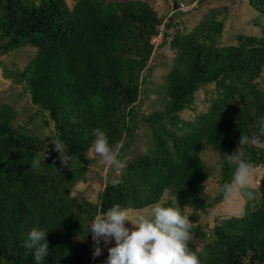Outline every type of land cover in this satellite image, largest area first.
Masks as SVG:
<instances>
[{
	"label": "trees",
	"instance_id": "16d2710c",
	"mask_svg": "<svg viewBox=\"0 0 264 264\" xmlns=\"http://www.w3.org/2000/svg\"><path fill=\"white\" fill-rule=\"evenodd\" d=\"M208 1L199 0L191 11ZM247 4L260 26L264 0ZM189 12L172 10L165 20L143 0H76L72 7L66 0H0V56L25 46L37 49L22 71H8L1 61L0 68L5 77L24 84L31 103L47 113L44 122L54 129L46 138L18 129L15 111L0 106V264H36L33 250L23 246L32 228L47 233L48 255L41 264H92L83 242L92 240L88 226L97 214L117 204L143 209L166 194V204L177 200L192 209L188 247L200 264H264V177L257 190L247 189L252 199L243 196L242 217L220 219L210 231L200 219L211 206L204 193L210 176L205 149L220 157L222 187L234 170L226 155L236 151L240 134L259 136L264 26L257 35L239 34L235 43L222 44L225 23L214 9L191 32L176 30L171 36L179 15ZM160 35L161 47L171 36L175 57L161 86L163 108L144 116L140 107ZM211 86L206 110L183 120V112L195 110L198 92L208 97ZM140 123L150 129L152 146L127 160ZM95 129L105 132L110 145L123 143V169L116 176L110 168L98 202L92 203L71 192L94 164L89 152ZM56 138L76 158L74 167L61 166L51 143ZM259 139L264 142V136ZM240 150L255 168L263 164L264 148ZM223 201L222 193L214 199ZM196 239L205 246L199 248Z\"/></svg>",
	"mask_w": 264,
	"mask_h": 264
},
{
	"label": "rangeland",
	"instance_id": "374dc122",
	"mask_svg": "<svg viewBox=\"0 0 264 264\" xmlns=\"http://www.w3.org/2000/svg\"><path fill=\"white\" fill-rule=\"evenodd\" d=\"M76 0H66L67 4L72 7ZM110 1H128V0H110ZM150 4V6L157 12L160 18L168 20L171 11L174 10L175 3H180L182 0H143ZM227 9L226 11L224 9ZM218 10L217 15L220 20L225 23L222 33V44H233L236 41V36L239 34L254 35L259 34L264 26V19L261 21L260 26L256 27L257 12L247 4V0H209L206 5L197 11H190L188 15H179L178 25L176 29H171L169 34L175 33L176 30L191 32L197 24L210 12ZM169 36L167 44L161 47L162 37L158 38L155 42L156 47L154 53V59L152 63L155 64V68L151 71L150 78L147 84V94L140 107V113L147 116L157 110L163 108L162 98L163 93L161 86L165 82L169 69L173 63L175 53L170 49L168 42L172 39ZM37 54V49L32 46H25L18 50H15L7 55L0 56V61L4 63V66L8 71L20 72L23 68L33 59ZM264 77V76H263ZM264 82V81H263ZM23 83H16L14 78L5 77L3 70L0 68V106L7 105L11 107L16 114L14 125L16 128H27L30 133L46 138L53 133V123L46 125L44 120L48 119L46 112H39L30 100L29 93L24 89ZM264 90V83L262 84ZM208 97L206 92L201 90L196 96V103L194 109L187 110L181 114V118L186 121L193 120L195 114L205 111L207 108V98L212 97L213 86L208 87ZM133 151L127 157V160H132L141 154L146 153L152 146L151 132L147 125L140 123L136 130V138ZM89 157L93 159L91 171L86 177L78 182L71 194L83 198L89 202L97 203L99 195L103 191L105 186V175L112 166L107 165L103 159L94 152L91 148ZM203 159L209 171V179L205 183L204 193L207 196L208 202L211 206L208 209L206 215H200L201 223L208 224L204 230L210 231L220 219L229 217H238V213L244 210L245 200L243 196L236 197L231 201H223L218 204L214 203V199L219 197L222 193V187L220 184V157L211 148H206L203 152ZM123 166L116 172L115 175L119 176ZM264 177V162L258 168H255V173L252 177L250 188L257 190L262 178ZM170 196L165 195L159 202H165ZM184 214L189 219L193 215L192 209L187 207H181ZM143 210L145 213L149 211V207L139 210H128L129 218L133 219L137 212ZM203 221V222H202ZM125 227L132 228L131 222L126 221ZM92 252V264H106L108 257V248L115 246L114 238H110V242L106 245L101 239L99 245L101 254L94 256L95 242L91 241L83 242ZM196 245L201 248L205 246V241L195 240ZM94 261V262H93Z\"/></svg>",
	"mask_w": 264,
	"mask_h": 264
},
{
	"label": "clouds",
	"instance_id": "9594fccd",
	"mask_svg": "<svg viewBox=\"0 0 264 264\" xmlns=\"http://www.w3.org/2000/svg\"><path fill=\"white\" fill-rule=\"evenodd\" d=\"M175 4H177V10H180V5L184 3ZM161 37L160 35L158 38ZM258 123L259 136L250 137L240 134L238 148L231 155H226L229 165L234 166V170L230 182L222 185L225 201H231L240 196L253 198V193L247 189L250 187L255 167L242 159L243 152L240 149L247 145L264 148V142L259 139L260 136H264V116L259 118ZM94 135L95 140L92 145L94 152L107 165L113 166L118 171L122 166L119 155L123 143L117 142L114 146L110 145L105 132L100 129H95ZM51 143L59 153L61 166L69 169L70 166L74 167L76 158L72 154L69 155L63 142L56 138ZM243 215L244 212L241 210L238 218ZM126 221L131 222V229L125 227ZM191 228V220L178 206L177 200H173L171 204L156 202L149 206L147 213L141 210L133 219L129 218L126 208L118 204L113 205L90 221L88 232H91L95 242L94 256L101 254L99 247L101 239L107 245L110 238H114L115 246L108 248L106 264H200L197 253L188 247V242L192 238ZM46 234L42 229L32 228L23 244L26 249L33 250L36 264H41L48 255Z\"/></svg>",
	"mask_w": 264,
	"mask_h": 264
},
{
	"label": "built area",
	"instance_id": "2783aa9c",
	"mask_svg": "<svg viewBox=\"0 0 264 264\" xmlns=\"http://www.w3.org/2000/svg\"><path fill=\"white\" fill-rule=\"evenodd\" d=\"M198 1H199V0H196V1H195L192 5H190V6H186V5H184V4H181V5H180V10H181V11H188V10H190V9H192V8H194V7H196Z\"/></svg>",
	"mask_w": 264,
	"mask_h": 264
},
{
	"label": "water",
	"instance_id": "95a60500",
	"mask_svg": "<svg viewBox=\"0 0 264 264\" xmlns=\"http://www.w3.org/2000/svg\"><path fill=\"white\" fill-rule=\"evenodd\" d=\"M174 8H175V10H177V4H175V7Z\"/></svg>",
	"mask_w": 264,
	"mask_h": 264
}]
</instances>
